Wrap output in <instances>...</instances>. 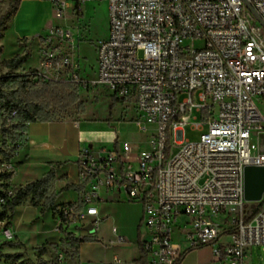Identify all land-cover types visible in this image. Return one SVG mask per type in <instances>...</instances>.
<instances>
[{"label": "built area", "instance_id": "obj_1", "mask_svg": "<svg viewBox=\"0 0 264 264\" xmlns=\"http://www.w3.org/2000/svg\"><path fill=\"white\" fill-rule=\"evenodd\" d=\"M47 1L55 19L69 16L68 0ZM74 1L77 11L96 0ZM98 1L108 5L109 34L97 43L96 79L80 74L75 55L57 49L56 42L75 36L60 25L37 36L32 79L105 86L135 103L138 127L149 137L139 152L128 141L79 151L83 205L60 206L58 229L68 222L97 228L106 189L143 205L148 264H179L204 246L214 249L208 264H244L251 246L264 245V194L258 202L245 197L246 168L264 167V0ZM16 115L6 112L7 123ZM186 124L201 131L199 140L179 137ZM26 132H19L25 141ZM4 142L0 133V149ZM12 159L0 157V174L15 173ZM0 234L1 251L15 232L0 221Z\"/></svg>", "mask_w": 264, "mask_h": 264}, {"label": "crops", "instance_id": "obj_2", "mask_svg": "<svg viewBox=\"0 0 264 264\" xmlns=\"http://www.w3.org/2000/svg\"><path fill=\"white\" fill-rule=\"evenodd\" d=\"M13 0L0 2L2 14L8 15L12 10ZM55 20L53 4L47 0H20L17 12L13 15L8 28L3 32L0 40V62L10 59L17 54L29 51L39 34L45 33L53 26ZM109 26V24H108ZM109 29V27H108ZM109 34V30H108ZM108 36V35H107ZM22 66L25 67L32 59ZM57 122L29 123L26 132V141L19 154L12 159L16 171L10 178L11 187L22 186L39 180L51 170L55 171L52 193L56 196L55 206L68 203H78L84 195L76 188L68 185H82L80 182V170L77 163L79 151L87 146L94 149L116 148L119 149L124 141L135 144V151L147 147L149 134L142 132L138 123L129 131L124 128L127 123H118L112 127L100 130L99 135H94L89 126L81 128L73 138L75 142L70 145V136L61 135L58 132ZM66 152H63V145ZM2 158V155L0 154ZM129 160L136 161L133 155ZM75 192L72 199H63L69 193ZM33 205L28 199L14 210L9 223L4 221L6 227L15 232V246L5 245L6 252L22 247L35 250L47 247L51 243H59L64 234L58 229V212L53 206ZM102 203V207L100 205ZM100 222L94 233L85 229L83 236H95L97 240L87 241L77 245V264H141L143 256V242L147 238L146 228L142 224L144 208L141 203L130 202L123 195L116 192L101 191V200L98 201ZM118 206L117 214H112L108 206ZM108 214V216H106ZM66 227V226H65ZM63 227V228H65ZM118 236L125 237L126 241L118 242ZM11 242V241H9ZM214 260L212 246H204L188 250L179 264H208ZM146 264L147 261H146Z\"/></svg>", "mask_w": 264, "mask_h": 264}, {"label": "rangeland", "instance_id": "obj_3", "mask_svg": "<svg viewBox=\"0 0 264 264\" xmlns=\"http://www.w3.org/2000/svg\"><path fill=\"white\" fill-rule=\"evenodd\" d=\"M68 2L70 6L69 16L55 19L53 26L60 25L63 28H71L75 36L71 41H59L55 45H57L59 51L75 55L78 58L80 74L85 78L94 80L97 77V43L100 39L107 37L109 30L108 5L105 1L96 0L82 5L76 11L73 9L76 5L75 1L68 0ZM39 45L38 40L32 44L29 50L33 54L32 59L25 67L10 72L0 62V78L9 75V72L10 75H16L17 77L32 72L38 65ZM20 79L21 77H18L7 82L5 90H17ZM58 91L59 95L51 98L47 111L56 120V125L59 128L58 132L61 135L68 134L70 136L71 146L75 142L73 136L79 130L75 122L79 123L81 128L86 125L89 126L94 135H99L100 130L103 128L112 127L118 123H127L128 126L124 128L129 131L134 128V123L140 119L133 101L116 97L105 86L92 84L88 87H79L72 83H62L58 84ZM40 101L46 105L44 98ZM193 115L198 118L195 121L200 120L198 113L194 112ZM184 135L191 141H197L200 138L201 131L194 129L192 124H186L179 131V137ZM176 151L177 148H175ZM1 185L0 187L3 186ZM5 189L15 192L17 187L10 186ZM75 195V192H69L63 199H72ZM100 205L102 207V203ZM251 205L249 204V208H251ZM255 205L258 207V203ZM117 207L109 205L107 211L117 214L119 210ZM62 230L64 236L59 243H51L43 249L40 247L30 250L19 247L10 250V252H6L8 256H4L0 264H77L78 244L74 243L72 238L83 236L85 225L82 222H68ZM0 238H2L1 234ZM4 251H6V248L3 244L0 253H4ZM244 264H264V245L251 246Z\"/></svg>", "mask_w": 264, "mask_h": 264}, {"label": "trees", "instance_id": "obj_4", "mask_svg": "<svg viewBox=\"0 0 264 264\" xmlns=\"http://www.w3.org/2000/svg\"><path fill=\"white\" fill-rule=\"evenodd\" d=\"M3 1L5 0H0V2ZM19 5L20 0H13L12 10L8 15L2 14L0 7V40L3 38V32L8 28V24L13 15L17 12ZM1 53L2 49L0 48V54ZM30 56V52L26 51L24 54H17L10 59L1 61V65L12 72L13 70L21 68L29 60ZM10 72L8 73L9 75L0 78V133L5 137V142L3 148L0 149V154L4 161H10L14 157L17 144L25 142V135L20 134L19 132L27 131L29 123L56 122L53 115L47 111V107L50 105L51 98L59 95L58 84H62L59 82L45 83L41 81L35 84L32 79V72H29L25 75L18 76L21 77V79L17 90L6 91V83L18 78L16 75H10ZM42 98L46 101V105L41 103L40 100ZM12 110H17V115L11 123H7L5 113ZM169 151L170 144L168 143V154ZM12 176L13 173L11 172L0 174V179L3 181L4 188L10 187L9 180ZM55 177V171L51 170L41 179L32 181L17 189L11 196H9L7 192L0 190V221H6V223H9L12 219L15 208L28 199L33 205H39L41 201H44V207L53 206L54 210L59 212V207L63 205L55 206L54 202L56 196L52 193ZM69 188H76L77 190L82 191L84 185H68V189ZM2 201H5V203H2ZM78 203L80 206L83 205L82 202ZM95 240H97V238L91 235L72 238V241L77 244ZM5 244L10 247L15 246L12 242H7ZM43 248L45 247H42V249ZM143 253L140 262L141 264H146L147 254L144 249ZM4 256L8 255L0 253V261Z\"/></svg>", "mask_w": 264, "mask_h": 264}, {"label": "water", "instance_id": "obj_5", "mask_svg": "<svg viewBox=\"0 0 264 264\" xmlns=\"http://www.w3.org/2000/svg\"><path fill=\"white\" fill-rule=\"evenodd\" d=\"M66 152V147H63ZM264 194V167H247L245 170V197L249 202H258ZM89 233H94L96 228L92 223L85 225Z\"/></svg>", "mask_w": 264, "mask_h": 264}]
</instances>
